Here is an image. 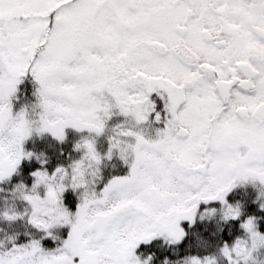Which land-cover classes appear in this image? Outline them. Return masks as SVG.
<instances>
[{
    "label": "snow or ice",
    "instance_id": "6c2138e0",
    "mask_svg": "<svg viewBox=\"0 0 264 264\" xmlns=\"http://www.w3.org/2000/svg\"><path fill=\"white\" fill-rule=\"evenodd\" d=\"M0 264H264V0H0Z\"/></svg>",
    "mask_w": 264,
    "mask_h": 264
},
{
    "label": "rangeland",
    "instance_id": "374dc122",
    "mask_svg": "<svg viewBox=\"0 0 264 264\" xmlns=\"http://www.w3.org/2000/svg\"><path fill=\"white\" fill-rule=\"evenodd\" d=\"M0 195H4L3 193H0Z\"/></svg>",
    "mask_w": 264,
    "mask_h": 264
},
{
    "label": "trees",
    "instance_id": "16d2710c",
    "mask_svg": "<svg viewBox=\"0 0 264 264\" xmlns=\"http://www.w3.org/2000/svg\"><path fill=\"white\" fill-rule=\"evenodd\" d=\"M3 194H5V193H3Z\"/></svg>",
    "mask_w": 264,
    "mask_h": 264
}]
</instances>
